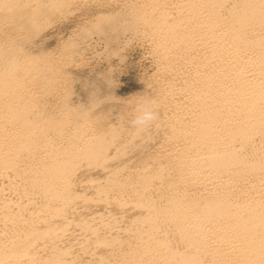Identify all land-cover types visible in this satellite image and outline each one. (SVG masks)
Returning a JSON list of instances; mask_svg holds the SVG:
<instances>
[{
	"label": "bare ground",
	"instance_id": "obj_1",
	"mask_svg": "<svg viewBox=\"0 0 264 264\" xmlns=\"http://www.w3.org/2000/svg\"><path fill=\"white\" fill-rule=\"evenodd\" d=\"M0 264H264V0H0Z\"/></svg>",
	"mask_w": 264,
	"mask_h": 264
},
{
	"label": "clouds",
	"instance_id": "obj_2",
	"mask_svg": "<svg viewBox=\"0 0 264 264\" xmlns=\"http://www.w3.org/2000/svg\"><path fill=\"white\" fill-rule=\"evenodd\" d=\"M158 118L157 112L153 109L151 100H144L135 109L133 119L130 121L134 128H145Z\"/></svg>",
	"mask_w": 264,
	"mask_h": 264
},
{
	"label": "rangeland",
	"instance_id": "obj_3",
	"mask_svg": "<svg viewBox=\"0 0 264 264\" xmlns=\"http://www.w3.org/2000/svg\"><path fill=\"white\" fill-rule=\"evenodd\" d=\"M138 53H139V52L136 51V52L133 54V57L136 56V55H138ZM121 78L123 79V81H127V78H126L125 76H122Z\"/></svg>",
	"mask_w": 264,
	"mask_h": 264
}]
</instances>
